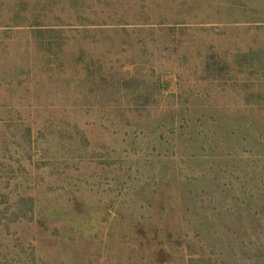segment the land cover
I'll return each instance as SVG.
<instances>
[{
	"label": "rangeland",
	"instance_id": "rangeland-1",
	"mask_svg": "<svg viewBox=\"0 0 264 264\" xmlns=\"http://www.w3.org/2000/svg\"><path fill=\"white\" fill-rule=\"evenodd\" d=\"M0 264H264V0H0Z\"/></svg>",
	"mask_w": 264,
	"mask_h": 264
}]
</instances>
